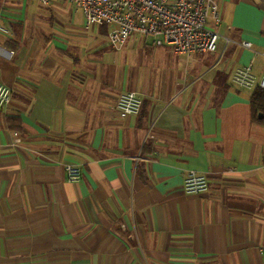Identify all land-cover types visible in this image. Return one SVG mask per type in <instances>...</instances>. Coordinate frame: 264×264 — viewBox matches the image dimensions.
I'll list each match as a JSON object with an SVG mask.
<instances>
[{"label":"crops","instance_id":"crops-1","mask_svg":"<svg viewBox=\"0 0 264 264\" xmlns=\"http://www.w3.org/2000/svg\"><path fill=\"white\" fill-rule=\"evenodd\" d=\"M215 1L214 53L141 43L163 70L150 86L145 72L117 73L108 28L65 0L29 21L26 0H0V84L12 92L0 110V264H264V122L253 90L231 83L243 66L264 70V0ZM126 91L142 100L137 116L115 108ZM66 164L81 167L78 182ZM190 170L205 193L183 192Z\"/></svg>","mask_w":264,"mask_h":264},{"label":"built area","instance_id":"built-area-1","mask_svg":"<svg viewBox=\"0 0 264 264\" xmlns=\"http://www.w3.org/2000/svg\"><path fill=\"white\" fill-rule=\"evenodd\" d=\"M41 7L49 6L54 0H33ZM78 9L86 26L107 27V40L112 49H122L132 35L150 38L156 47H168L172 53L187 58L217 50L221 36L215 28L220 23L215 0H65ZM0 33L9 31L0 26ZM225 44L231 41L223 38ZM251 50L249 43L237 44ZM264 57V54H262ZM231 83L241 90H264V70L257 78L250 65L236 69ZM11 89L0 84V110L11 100ZM142 100L135 91L121 93L115 104L122 116H137ZM15 144H18L15 134ZM66 179L78 182L81 167L74 164L64 166ZM230 171V170H229ZM186 195L202 194L207 191V177L195 171L186 172L183 180Z\"/></svg>","mask_w":264,"mask_h":264},{"label":"rangeland","instance_id":"rangeland-1","mask_svg":"<svg viewBox=\"0 0 264 264\" xmlns=\"http://www.w3.org/2000/svg\"><path fill=\"white\" fill-rule=\"evenodd\" d=\"M24 7L25 11L27 12L26 19L28 21L33 12H36L40 16L44 17L56 16L53 9L46 11L45 9L39 7L33 0H26ZM76 18H79V14L76 16ZM37 27L40 28L39 25ZM135 39L138 41V45L135 48H131V43ZM151 41L152 40L150 38L132 36L129 38L123 49L119 51H116L112 48L110 49L109 47V58L113 62L115 68L118 70L117 73L122 72L124 75L130 76L133 75L134 70L137 69L140 75L143 72L147 74V78L150 79L148 84L152 86L155 83V80L160 77V74L163 73V70L159 64V55H155V51H152V53L148 55V53H145V51H143L142 47L140 46L142 42L148 44Z\"/></svg>","mask_w":264,"mask_h":264},{"label":"trees","instance_id":"trees-1","mask_svg":"<svg viewBox=\"0 0 264 264\" xmlns=\"http://www.w3.org/2000/svg\"><path fill=\"white\" fill-rule=\"evenodd\" d=\"M250 110H251V117L253 121L257 123L264 122V90L259 89V88L253 89L250 95ZM141 111H142V107H141L140 113ZM6 123L8 126H12V124H16V120L8 118L6 119ZM16 127L18 126L17 125L14 126V129Z\"/></svg>","mask_w":264,"mask_h":264}]
</instances>
